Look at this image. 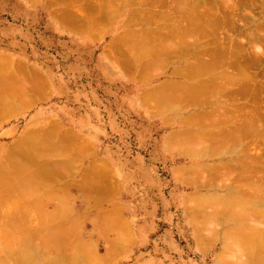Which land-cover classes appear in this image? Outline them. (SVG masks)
Returning a JSON list of instances; mask_svg holds the SVG:
<instances>
[{
    "label": "rangeland",
    "instance_id": "rangeland-1",
    "mask_svg": "<svg viewBox=\"0 0 264 264\" xmlns=\"http://www.w3.org/2000/svg\"><path fill=\"white\" fill-rule=\"evenodd\" d=\"M88 1L80 0L79 3L78 0L77 2L76 0H0V56L8 58L4 60L3 58L0 59V63H4L2 67L4 66L9 70V64L7 67L5 63L11 62L10 64L13 66V69L9 71L6 69L8 71L6 72L9 74L13 70L14 74L17 76L12 74V76L10 75V79L12 78L14 81L17 80L18 83H21L19 81L21 79L23 80V78L20 79V77H16L24 72L22 74H27L26 77L29 76V78H27L28 80L31 79V82L35 81L33 83H36L38 90L42 92L40 94L38 92L35 96L32 94L33 97L31 93H25L26 98L32 97L29 104L17 109L15 113L6 116L7 118L5 116V118L2 117L3 119L0 117V158L2 156L5 157L7 148L13 146L16 142L15 140L20 137L21 134L29 131L41 134L44 128L49 129L48 126L53 127L55 122L56 124L59 123V127L56 125L57 128L55 130L54 125V127L51 128L52 130H50L53 131L54 129L55 134L57 133V137L55 136L54 139L59 138L57 142L60 143V140H63L60 139V136L62 137V135L66 133L65 138L68 140L70 138V146L64 143L67 141L66 139L60 144L62 145L64 143V148H69V152L71 149L72 155L71 157V155H69L70 153H68L69 156H66L65 154L67 152L65 153L64 151L67 150H63V152L60 153L58 152L59 154H54V152L50 154L51 151L45 150V152L42 150V154H49L48 156L46 155L45 158H42L43 156L39 148L38 151L36 150L34 152L36 156H42H39V158L33 155L32 161L34 160V164L31 161L32 165H35V163L38 165L37 169L39 170L35 172L30 171L29 173L33 174L32 176H34L36 180L40 175L42 177L44 174H46V177L48 176V172H44V170H50L49 174L52 176L58 173L55 172L56 167L59 172L65 170L62 172V176L57 174L55 177L58 179L54 178L53 181V178H51L50 181L45 180V183L43 180L37 181L38 193H36V196H38V194L43 195L44 189L47 191V193L45 192L44 194L45 196H43L44 210L42 209V211L45 213L41 211L42 213L37 215L33 210L29 211L30 213H26L28 210H21L20 207V211H16L17 208L15 206L19 204L18 202H21V200L26 201L27 198L30 200V198H32V196L34 198L35 195L28 193V190H23L22 192H26L27 194L22 195V188H20V190L13 188L11 191H16L18 195L15 193V195H13L15 198L5 196V199H3L4 195H7L6 192L9 194V191H2V194L1 190L4 188V185L0 186V193L3 195V198L0 196V229L5 223H8L10 219L14 217H23V215H31L35 219L37 217L39 218L36 220L33 218L34 220L29 221L32 226L37 224L41 225L44 221L45 224H47L46 221L49 222L51 219L53 220V218L59 219L60 217H65L67 221L64 220V223L61 222L63 218H61L60 221L58 220L59 222H55L56 220L54 219L53 223L55 222L61 225L60 229L62 231L68 230L69 232L79 234L76 235V238H78L76 241H78L82 249L85 247L84 243L87 242V240H93V246H95L93 249L95 248L94 251L97 256V264H228L218 258L221 248L225 244L231 243L230 231L227 229L228 227L225 224V220L220 216H216L209 223V219L206 221L204 217L202 218V216L205 215L209 216V205L207 206L209 198L205 203L206 206L202 204L203 208L199 203L198 207L197 204L189 206L184 201V196L188 193L195 192L198 193L197 196H199V194L200 196H205L209 195V189L207 188L206 190L205 188L197 187V185L188 184L175 175V171L178 168L190 167L191 165V167L194 168L193 165H199L202 167L201 169L205 174L200 171L198 166L196 167L199 168V171H197L195 167L194 174L196 175L198 172L197 175L200 174L201 177L206 176L207 170L205 169H209V165L207 163V165L200 164V159L192 160L188 163L187 160L180 159V156L176 153L166 150L163 144L164 138L169 132L176 129V123L171 125L166 124L163 119L164 113L160 112V114L159 112H155L157 110L154 108L156 105L153 107L154 103L151 102V100H149L151 102L149 104L143 102L142 94L146 92L147 89L152 90L156 88L165 80V77L161 74L162 72H160L163 70H160L162 67L154 70L155 74L153 73L154 71L149 72L148 75L152 74L153 77H150L151 75L148 77V75H141L138 63L136 65L135 61L133 63L131 62V53L129 50V52L126 50L128 48L124 45L125 39L127 38L125 37V31L128 28L124 26V20L129 18V13L133 8V6L131 8L129 4L131 0H112L113 2L110 0V3H106L103 0V4L101 0L100 2L96 1L100 6L96 3H92V5L89 6L92 1ZM223 1H220V4L223 3V5H221L224 6L221 11L219 10L220 13L222 14V12L225 11L226 15L228 14L229 23L234 19L238 27L237 25L235 26L234 23H230V25L229 23H225L227 26L234 24V26L237 27L234 28L231 26L233 29L230 27V29L233 30V35H231L232 31L228 30L229 27L227 28V26L222 23L227 33L221 30L223 29L222 27H220L221 29L218 28L220 30L219 32H225L224 34H219V39L222 37L221 40L227 41L225 37L227 36L228 38L232 36L233 38L230 39L234 40V42L237 40V42L241 44L245 43L242 42L245 41V39H249V43L246 44L250 45L247 46L244 44V46H246L241 47V49L244 48L242 49L244 54L253 55V53L259 52L256 47H258V49L260 47V52L263 50L262 53L264 54V48L262 46L264 45L262 41L264 38V0H227L228 3L225 2L226 0ZM72 2L75 5L79 3L78 5L81 4V6L76 5L78 6L76 7ZM82 2H85L83 3L85 5H83ZM214 2L216 3V0H214ZM229 2L233 3L235 7L229 4ZM218 3L219 2H217V4ZM237 3L239 4L237 5ZM219 5H217V8H219ZM222 6H220V8H222ZM90 7H95L94 9H97L96 11L92 8L94 14L95 12L96 14H91L97 18L99 17L100 8L107 12V15L103 12L105 17L101 15V17L98 18L100 22L98 21L99 24L97 25L100 29L96 27L94 31L93 27L95 26L90 27V30V28H86V25L83 24L86 23L84 22L86 20V17L83 16L86 14L84 12H88L87 8L91 9ZM228 8L234 10L231 11L232 13H235V11L236 14L241 13V17L244 15L242 18L243 20L240 17V21H237L236 17L239 15L232 14L230 11L227 12L226 10ZM90 11L91 10H89L88 15ZM229 12L232 14L231 16L235 15L236 19L234 16L232 19V17L229 16ZM77 16H80L79 19ZM81 16L84 18L82 19ZM73 17L76 18L74 19ZM244 17L250 19L248 20ZM243 23H246V25L242 28V31L239 25H243ZM256 24L257 28L255 29ZM82 27L83 29H81ZM132 28L136 30L140 28L144 29L142 25L139 27L132 26ZM244 28H248V31L245 33H249V28L251 29V35H249L251 37L245 36ZM98 29L99 32H97ZM234 30L238 32H234ZM256 30L257 33L262 36V39L257 36L258 34L255 33ZM228 31H231L230 34L224 37L225 34L229 33ZM216 34L218 35V32ZM236 34H238V36ZM252 35L256 38H260L263 44L259 41L260 39H256ZM201 37L204 38V36L201 35L199 37V43H203L204 39H207L206 37L204 39ZM196 38H198L197 34ZM196 38L195 36H191L189 40L193 41ZM257 40V43L253 42ZM253 44L256 45L254 46ZM258 44L262 45L259 46ZM252 45L255 49L254 47H250ZM252 50L255 52H252ZM248 52L250 54H248ZM262 53L260 56H262ZM127 54L129 56H127ZM121 57L124 58L122 59ZM261 59L262 63H259L262 65L258 63L257 70H254L257 68V65H253V69L250 67L251 70L248 68L250 74L251 72H255V75L264 73V57H261ZM127 60H129V62ZM139 61L141 60L139 59ZM189 61H191V59ZM126 65L128 67H126ZM259 66L263 68L262 71ZM16 69L20 71H14ZM225 70L231 71L230 68H226ZM1 71H3V68H1L0 72ZM258 71L262 73H258ZM157 72H160V74H156ZM33 74H35V76ZM20 76L22 77L23 75L20 74ZM259 76H257V78L261 79V81L259 79L257 80L260 82L259 85H261V82H264V74L261 75V77L263 76L262 78ZM26 77H24L25 82L23 87L25 85L28 87L27 84L31 83L30 81L28 82ZM13 80L12 83H14ZM25 90L27 91V89ZM32 93H34L33 90ZM262 95L264 99V93L261 94V97ZM34 97L35 99H33ZM248 99L249 102H247ZM26 101L24 103H26ZM245 101L247 104H250L252 98L247 97ZM245 101L239 100V102L243 104ZM260 101H262V98L258 102ZM146 103L150 106L149 108L152 109V111L148 108ZM246 103L244 105H247ZM260 104L264 108V100L262 103L260 102ZM261 105H259V107ZM190 110L192 111V109ZM190 110H187V112ZM166 112V115H170L172 109ZM261 113L264 115V109ZM184 115H187V113ZM53 121L54 123H52ZM51 123L53 125H51ZM63 131L66 132L62 133ZM69 132L71 135L69 134L68 136L67 134ZM52 138L50 141H52ZM53 141L56 142L55 140ZM78 144L81 145V148ZM77 147L79 151L82 149L83 153L80 152L81 155H78L79 151L76 150ZM19 159L24 160L21 157H19ZM64 159H70L72 161L71 164H74L69 166H58L60 164L59 161H61L62 164H64V162L69 163V161L66 162ZM54 161H57V164L54 163ZM48 162L50 163L48 164ZM26 163L29 162L26 161ZM40 163H42L41 166ZM52 165L54 169H52ZM52 170L54 171L53 173L51 172ZM220 172L222 173L223 170ZM24 173L26 174V172ZM27 175L28 174L24 176L29 179L30 177L32 178V176ZM197 175L194 176L195 179L198 178ZM9 180H11L10 182L13 180L16 182V178ZM39 182L43 183L39 186ZM196 182L198 183V180ZM6 187L7 186H5L4 189H6ZM40 187H42L41 190H39ZM56 188H58L59 191ZM62 188L65 189V193L61 191ZM52 189H55L54 194L56 193L55 191H57V195L58 193L61 194L59 195L61 198H64H62L64 202H60L61 198L58 197L59 195H55L59 199V201H57V198L54 197L53 194H49L53 193ZM12 194L13 192H10L9 195L12 196ZM46 194L50 196L47 195V197ZM49 197L51 198L50 200L48 199ZM92 198L96 200V202L90 201ZM61 203L62 210L66 208L63 206L65 204V206L68 207L66 209L69 210L66 211L64 209L65 212L59 210L58 207H60L59 205ZM21 204L24 203L21 202ZM191 207L192 210L188 211L187 209ZM55 208H58L57 210L59 211ZM1 210L6 213L11 210V214L13 215L7 216L3 214L5 212ZM53 210L60 214H50ZM102 210H106L107 215H112L110 219L113 218L114 221L116 220L115 226L113 225L114 228L110 226L111 228L108 227L109 229L105 230L106 228H100L102 226L98 225L100 226L99 230L98 227H96V223V225L91 223L94 220L93 218L99 215ZM199 210L200 212H198ZM69 211L70 213H68ZM33 212L35 213L32 214ZM7 217L10 219L7 220ZM74 219L77 224L73 222L74 225L72 227H76V229H71V226H69L71 223H68V221L72 222ZM62 224H65L67 227L69 226V229H66L67 227L65 226L63 227ZM45 228H48V226L46 225ZM1 232L2 229L0 230V233ZM44 232H48V229ZM117 232L121 233H119L120 236L119 234L117 235ZM70 235L74 236L72 233H70L69 236ZM121 236L124 237L122 241L125 243L119 241L120 245L117 244L118 246L111 247L117 249L113 252L115 255L112 253L111 259L102 261L105 257L107 247L112 246L114 241H116L115 239ZM73 238H71L69 242H74ZM13 241L14 243L16 242V240ZM6 242H10V240L4 242V239L0 238V246L6 245ZM239 247L241 248V246ZM116 251H118V253ZM17 252L13 253V256L9 258L12 259ZM9 255L11 254L9 253ZM17 255L18 262L22 264L27 263L30 257L27 258L25 256L24 259L27 260L23 262V259H20L22 254L20 257ZM43 256L44 255L37 254L35 258L38 257V261L36 260L37 258L35 259L34 256H31L33 260L35 259L37 261L32 262V264H49ZM13 259L15 260V258ZM12 260H8L9 263H6L16 264ZM84 262L86 264L96 263L89 261L88 255L85 257ZM68 263L76 264L72 261H68L64 264ZM27 264L31 263L28 262Z\"/></svg>",
    "mask_w": 264,
    "mask_h": 264
},
{
    "label": "bare ground",
    "instance_id": "bare-ground-1",
    "mask_svg": "<svg viewBox=\"0 0 264 264\" xmlns=\"http://www.w3.org/2000/svg\"><path fill=\"white\" fill-rule=\"evenodd\" d=\"M79 1L80 0H78V2ZM91 1L92 2L89 4V6H91L92 3L93 4L96 3V1L100 2V0L99 1L91 0ZM220 1L216 0L215 3L214 0L213 1L212 0H131L129 4L131 5V8L132 6L133 8L129 13L130 14L129 18H126V20H124V26L128 27L125 31L126 33L124 32L125 37H127L125 39L124 45H126L128 48L126 50L127 51L129 50L131 53L130 56L131 62L133 63L135 61L136 65L137 63L139 64L140 67L139 71H141L140 72L141 75H148L149 72L151 71L153 72L154 70L159 69L160 67H162L160 68V70L163 69L160 72H162L161 74H163L165 80L162 83H160L156 88L152 90L147 89V91L142 94V98L144 100L143 101L144 103L147 102L149 104L153 102L154 103L153 107L156 105V107H154L155 109H157L155 112L164 113L163 119L166 124L171 125L173 123H176V129L169 132L164 138L163 144L165 149L168 150L169 152L176 153L177 155L180 156V159H185L188 161V163H190L192 160L200 159L201 161L200 164L209 165L208 166L209 169H205L208 171V172L206 171V173L207 174L209 173L208 175L206 174V176L201 177L200 174H199L200 176L197 175L198 173L197 171H199L198 170L199 168L200 171L204 172L201 169L202 167L199 165H196L199 168H197L195 165H193L194 168L191 167L192 165L190 167L188 166V167L178 168L175 171V175L178 178H181L183 181L187 182L188 184L194 186L197 185V187L199 188L202 187L205 188L206 190L207 188L209 189V193L207 192L209 195H205V196L203 195L200 196V194L199 196H197L198 193L195 192L188 193L184 196V201L189 206L193 204H197L198 207L199 204H201V206L202 204L206 206L205 203L209 198V203L207 202V206L209 205V216L205 215L202 216V218L204 217L206 221L209 219V223L216 216L217 217L220 216L225 220V224L228 227L227 229L230 231L229 234L231 235L230 236L231 243L225 244L221 248V251L218 256V258H220L219 260L226 262L228 264H264V115L263 113H261L264 108L260 104V102L262 103L264 100L263 95L261 97V94L264 93L263 90L264 82H261L262 84L259 85L260 82H258L257 79L259 78H257V76H259L260 74L255 75L254 74L255 72H251V74L249 73L250 72L249 70H251V68L252 69L254 68L252 67L253 65H257L259 62L262 63L261 57L263 58L264 54L262 53L263 50H261L260 52V47L259 49L258 47H256L257 51L259 50V52H257L258 54L252 50V52H255L256 55L255 53H253L252 55L249 52L248 54L250 55H247V53L244 54V51L242 50L244 48L241 49V47L244 46V44L246 43L248 44L249 39H247L248 41L246 39L245 41H242L245 42L244 44L237 42V40L236 42H234V40L230 39L233 38L231 36L233 35V30H232L233 27L234 28L238 27V25L235 23L233 19V16L234 18L236 16L235 15L231 16L234 13V12L232 13L231 11L234 10L232 9L230 10L229 8L227 10L225 9L227 12L230 11L232 13L231 14L229 12L230 13L229 16H231L233 19V21H230V23H234L235 26L237 25V27H235L234 24L231 25L233 27L227 26L225 23L227 24L229 23V18L227 17L228 14L226 15L225 11H223L222 14L220 13L221 9H223L224 7L222 6L224 1L222 0L223 1V3H221L222 5L220 4ZM104 2L110 3V0H104ZM217 2L219 3L217 4ZM225 2L228 3L227 0ZM79 3H76V5H78ZM83 3L85 2H82V4ZM101 3L103 4V0H101ZM72 4L74 3L72 2ZM96 4L100 6L99 3ZM229 4H232V6H234L233 3L229 2ZM238 4L239 3H237V5ZM76 5L74 4V6ZM217 5H219L218 6L219 8H217ZM78 6H81V4ZM220 6H222V8H220ZM90 8L91 9L87 8L88 12L89 10L92 11V12L90 11L89 15L87 11L84 12L87 15L86 14L83 15L86 17V20L84 21L86 23L83 24L86 25L85 26L86 28L95 26L93 27L94 28L93 31H94L96 27L99 28L97 25L99 24L98 18L101 17V15H103V12H105V14L107 12L102 10V8H100L99 17L97 18L96 16H93L96 14V12L94 14V10L97 11V9H94L95 7L94 8L90 7ZM105 14L103 15L104 17ZM223 14H225L226 16ZM234 14H236V11ZM236 15H239L236 18L237 21H240L239 19L241 17L240 16L241 13ZM243 16L241 17V19L243 18ZM68 17L71 18L70 16ZM77 17L79 19L80 16ZM81 18L83 19L84 17L81 16ZM244 18L248 20L250 19L247 17ZM222 23H224V25L227 26V28L229 27L228 30L232 31V34L230 35L231 37L227 38L226 36L229 35L231 31L230 32L228 31L229 33L224 35V37L226 36L225 38L227 39V41L221 40L222 37L221 39H219L220 38L219 34L220 33L224 34L226 32L225 31L226 29L224 28L225 26L223 25L224 26L223 27ZM246 23H243L244 26L239 25V27L241 26V30L243 27H245ZM141 25L144 27V29L140 28L136 30L132 28V26L139 27ZM220 27H222L223 29H221ZM230 27L232 29H230ZM218 28H220L225 32L223 31L219 32L220 30ZM256 28H257V24L255 29ZM81 29H83V27ZM99 29L97 30V32H99ZM247 29L248 28L245 29L244 33L248 31ZM237 30H234V32H236ZM250 31L251 29L249 28V33L247 32L248 35L247 33H245L246 37L251 35ZM214 32L216 33L218 32L219 36ZM255 33H257V30ZM196 34L198 35V38L202 35L204 36V38L206 37L207 39L205 40L204 38L201 37L202 39H204V41L203 43H199L198 41H200V38L198 40V38H196ZM236 35L238 36V34ZM191 36L193 37L195 36L196 39L193 41L189 40V37ZM257 36H259L260 38L262 37L259 34ZM261 39L259 41L261 43L263 41L264 43V38L262 39V41ZM253 42L257 43L258 40ZM253 45L250 47H254L256 44L254 46ZM262 46L264 48V45ZM261 53L262 56H260ZM129 55L127 54V56ZM2 58L3 57L0 56V59ZM121 58L123 59L124 57ZM4 59H8V58H3V60ZM139 59L141 61H139ZM190 59L191 61H189ZM129 60L127 61L129 62ZM10 63H11L10 61L5 63L6 66L9 64L8 65L9 70L13 69V66ZM3 64L0 63V67L3 68V71L5 70L4 72L3 71L0 72L1 73L0 74V117L1 118L2 117L5 118L6 116L15 113V111L17 109H20L22 106L24 105L26 106L27 104H29V102L27 101L28 100L31 101L33 97L32 94L35 93L37 95L38 92L39 94L42 93L40 92V90H38L37 84L33 83L35 82L33 81L34 79L32 80L33 82L30 81L31 79L28 80L29 76H27L28 77L27 78L26 77L27 74L26 75L22 74L24 72L22 73L19 72L21 75H23L22 77L20 76V74L18 75V77H16V78L20 77V79L23 78L24 81L21 79L19 81L21 83H18L17 80L14 81L11 78L14 81V83H12L10 77L12 76V74H14V72L12 70L11 73L8 74L7 72L9 70L4 66L2 67ZM258 65L256 66L257 68L254 70L258 69ZM126 67L128 66L126 65ZM226 68H230L231 71L225 70ZM248 68L250 69L248 70ZM262 69L263 68H261V71ZM17 70L20 71L19 69H16L14 71L17 72ZM160 72H157L156 74H160ZM260 72L258 71V73ZM153 73L155 74V71ZM263 74L264 73H262L261 75ZM33 75L35 76V74ZM150 75H148V77L149 76L153 77L152 74ZM261 75L259 76L260 78L263 77V76L261 77ZM24 77H26L28 82L30 81L32 83V84L28 83L26 80V82L28 83V84L26 83L28 87L26 85L23 87V84L25 82ZM259 80L261 81V79ZM29 88L31 92L29 91ZM25 89H27V91ZM32 90L34 93H32ZM27 92L31 93L32 97L29 95L30 97L26 98ZM247 97L252 98V102L250 101V104H247L245 101ZM261 98L262 101L258 102L259 100H261ZM33 99H35V97ZM240 99L245 101V103L248 106L244 105L245 103L243 104L239 102ZM149 100H151V102ZM25 101L26 103H24ZM247 102H249V99L247 100ZM259 105L261 106L259 107ZM149 107L150 106H148V108ZM170 109H172V113L170 115H166L167 114L166 111ZM190 109H192V111ZM150 110L152 111V109ZM187 110L190 111L187 112ZM186 113L187 115H184ZM52 123H54V121ZM52 123L51 125H53ZM58 124L59 123L56 124V122L54 123L55 127L54 125L53 127L55 130L57 128L56 125ZM48 127L49 129L44 128V130L46 131L43 130L41 134L36 133L34 131H29V132H25L24 134H21V136L15 140L16 142L13 146L9 145L11 148L10 147L7 148L6 151L7 154L5 155V157L2 156L0 158V173H1L0 186L4 185V188L5 186L8 187V189L7 187L6 189L3 188L4 190L2 189L1 193L3 194V192L9 191L10 194V192L11 193L13 192L12 196L9 195L8 192H6L7 195H4V198L1 193L0 196L3 199H5V196L6 197L9 196V198L14 197L13 195H15L16 191H11L13 190V188L17 190H20V188H22L21 189L22 195L27 194L26 192L23 193L22 192L23 190L25 191L28 190L29 191L28 193L35 195V197L33 198L32 196L30 200H28V198L27 199L25 198L26 201L24 200L22 201L19 198L21 202L24 204L18 202L19 204L15 206L17 208L16 211H20L19 210L20 207L21 210L22 209L28 210L26 211V213L27 212L30 213L29 211L32 210L36 212V213L33 212L32 214L35 213L37 215L39 213L44 212L42 211L44 206L43 196H45L44 194L45 192L47 193V191H45L44 189V194L42 193L43 195L38 194V196H36L37 195L36 193H38L37 181H41V180H43V182L45 180L50 181L51 178H53L52 179L53 181L54 178L58 179L57 177H55L57 174L59 176H62V172L65 171V170L63 171L61 170V172L57 171V167H56L57 165H56L55 172L58 173L53 174L52 176L51 174H49L50 170L49 171L44 170V172H48V176L49 175L50 176L46 177V174H44V176L42 177L40 175L39 177H37L36 180L33 179L34 178V176H32L33 174H29L30 171L34 170L35 168L32 170H24L26 166L24 164L26 163V161L29 162L27 163L28 166L32 164V162L34 164V160L32 161V158L33 155L36 154L34 152L36 150L38 151V148L40 152L42 150L51 151L50 154H53V152L54 154H56L58 152L59 153L63 152V150H67L64 151L65 153L67 152L65 155L66 156L71 155V149L69 152L68 151L69 148L66 149L63 146L64 143L70 146L69 145L70 138L68 137L69 140L65 138L66 131L62 132L65 134L62 135V137L60 136V139H63L60 140L61 141L60 143H62V141H65V139L68 142L66 141L61 145L60 143L57 142L59 138L54 139V137L57 135V133L55 134L54 129L53 131H50L52 130L51 128L53 127L52 126H48ZM69 134L71 135L70 132L67 135L69 136ZM51 138L52 141H50ZM53 140H55L56 142H54ZM78 145L81 148V145L80 144ZM78 147L76 148V150H78ZM84 151L86 152L85 149ZM80 152L83 153L82 149L81 151H79L78 155H81ZM68 153L70 154L68 155ZM43 154H42L43 157L38 154H37L38 156L36 155L35 156L36 157L40 156L42 158H45L46 155L47 156L49 155V154H44V155ZM19 157L23 158L24 160L19 159ZM64 160H66V162L69 161V163L67 162L68 163L67 164L64 162V164H62V162L59 161L60 164L58 166L60 165L69 166L74 164V163L71 164L72 161L70 159L68 160L64 159ZM56 162L54 161V163ZM49 163L50 162H48V164ZM36 164L37 163H35V167H38V165ZM41 165L42 163H40V166ZM15 166H22V167L21 168L18 167V169L20 170L17 171L18 169ZM195 167L197 168L196 171L197 172L196 175L198 176L197 179H195L194 177L196 176L194 174ZM62 168L65 169L64 167ZM52 169H54V166L52 167ZM23 170L26 171V174L32 176V178L30 177L29 179L26 176H24L26 174L24 173ZM221 170H223L222 173L220 172ZM17 172L18 173L21 172V173H19L18 175ZM51 172L53 173L54 171L52 170ZM15 178H16V182L15 180H13ZM9 179H12L13 181L10 182L11 180ZM197 180L198 183L196 182ZM42 183L39 182V186ZM41 188L42 187H40L39 190H41ZM56 189L58 190V188ZM54 190L52 189L53 193H49L50 191L48 193L53 194V196L56 197L60 193H58L57 195V191H55L56 193L54 194ZM16 195L18 194L16 193ZM47 195L48 194H46V196ZM60 195L58 196L59 198H61ZM58 197H56L57 201H59ZM62 198L60 202H64L62 201ZM48 199L50 200L51 198L49 197ZM91 200L96 202V200H93V198L90 199V201ZM65 205L63 206L68 208ZM59 206H60L58 207L59 210H62V203ZM58 208L55 209L57 210ZM66 208H63L62 211L65 212V210L66 211L69 210ZM54 210L51 211L50 214L52 213L60 214V213H56L59 210L57 211ZM187 210L188 211L192 210V207ZM11 212L12 211L10 210L7 213L5 212L3 214H6L7 216L13 215L11 214ZM198 212H200V210ZM68 213H70V211ZM111 217L112 215H107L106 210L105 211L102 210V212L99 215H96V217L93 218L94 222L92 221L91 223H93V225L96 223L97 225L96 224L95 225L96 227H98V229L100 227L98 225H101L102 227L100 228H106L105 230H107L111 228L113 225L115 226L116 223V220L114 221L113 218L110 219ZM33 218L34 217H31V220L35 219ZM61 218H63V220L61 221L62 223H64L63 221L67 219V218L65 219V217H60L59 219L53 218V220L55 219L56 220L55 222H57L58 220L60 221ZM9 219L10 218L7 217V220ZM36 219L39 218L37 217ZM53 220L51 219V221L49 222L46 221L47 224H45V221L44 223L42 222L43 224L41 225L37 224L35 226L37 228L36 234L35 232H33L34 234H29L30 233L29 230L28 233L27 231L26 233H23L25 232L23 230L22 232L23 234H18L16 229H15L16 232H12V233L6 234L3 232V236H1L2 235L1 233L0 238H3L4 242L6 240H10V242H6L5 243L6 245L0 246V264H7L6 262H8V260L9 261L12 260L13 258H15V260L14 259L12 260L14 263L22 264L18 262V258L16 257L17 254H18L17 256L19 257L22 254L20 259H23V262H25L24 260H27L24 259L25 256L27 258L29 256L30 257L34 256L35 258L37 254H41L44 255L43 256L44 259H46V262L48 261L49 264H64L67 263L68 261H72L73 263L76 264H86L84 262V259L88 255V260L91 262H96L95 264H97V256L94 251L95 248L93 249V247H95L93 246L94 245L92 242L93 240H87V242L84 243L85 247L82 249L79 246L78 241H76V239H78L76 238L77 237L76 235L79 234H75L74 232H69L68 230L67 231L63 230L66 231L63 232L60 229L61 225L55 222L53 223ZM73 222H75V219L72 222L68 221V223H71V225L69 224V226H71V229L72 228L76 229V227H72L74 225ZM75 224H77V222H75ZM46 225L48 226V228H45ZM62 226L67 227L65 224H62ZM69 226L66 229H69ZM114 226L112 228H114ZM10 229L11 228H9V230ZM47 229L48 232L45 233L44 231H47ZM70 233L74 234V236L73 235L70 236H73L75 239L69 236ZM119 233L117 232V235ZM71 238H73L74 240V242L72 243L69 242ZM119 238L115 239L116 241H114V244L112 246L107 247L105 257L102 261L111 259L110 258L112 257L111 255H113L114 254L113 252L117 250L116 248H111V247H116L120 245L122 239L124 240L123 236ZM13 240H16V242L14 243ZM123 242L124 241H122L121 243ZM239 246H241V248ZM15 251L16 252L18 251L19 253L17 252V254L14 255L12 259H10L9 257L13 256V253H16ZM116 252L118 253V251ZM9 253L11 255H9ZM30 257L28 259L29 263L32 264V262L36 260L38 261V257H36L37 259L35 258L36 260L35 259L33 260V258L31 257L32 258L31 259ZM30 259L33 261H31Z\"/></svg>",
    "mask_w": 264,
    "mask_h": 264
},
{
    "label": "crops",
    "instance_id": "crops-1",
    "mask_svg": "<svg viewBox=\"0 0 264 264\" xmlns=\"http://www.w3.org/2000/svg\"><path fill=\"white\" fill-rule=\"evenodd\" d=\"M31 92V91H30ZM34 96L36 95L35 93L33 94ZM27 102H31V101H27ZM24 165H26L25 166V169L24 170H32V169H34L35 171H37L38 169V167H35V165H32V164H30L29 166L27 165V163H25ZM23 166V165H22ZM22 166H15L17 169H18V167H22ZM11 167V166H10ZM24 167V166H23ZM15 169V168H14ZM20 169H18L17 171H19ZM22 170V169H21ZM23 170V171H24ZM34 170H32V171H34ZM24 172H26V171H24ZM35 179V178H34ZM62 192L63 193H65V189H63L62 188ZM50 202V201H49ZM55 215H58V214H55ZM31 215H23V217H14L13 219H10L9 221H8V223H5V225L1 228L2 229V235L1 236H3V232L4 233H12V232H16V230H17V233L18 234H23V233H26V231H27V233H28V230L30 231V233L29 234H34L33 232H35V234H36V225L35 226H32L31 225V222H29L30 220H31V217H30ZM29 219V220H28ZM23 221V222H22ZM28 221V222H27ZM7 228V229H6ZM9 228H11L10 230H9ZM12 228H13V230H15V231H13L12 230ZM0 229V230H1ZM12 230V231H11ZM23 230L25 231V232H23ZM6 231V232H5ZM10 231V232H9ZM23 232V233H22ZM38 232V231H37ZM0 233V234H1Z\"/></svg>",
    "mask_w": 264,
    "mask_h": 264
}]
</instances>
